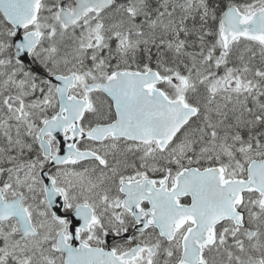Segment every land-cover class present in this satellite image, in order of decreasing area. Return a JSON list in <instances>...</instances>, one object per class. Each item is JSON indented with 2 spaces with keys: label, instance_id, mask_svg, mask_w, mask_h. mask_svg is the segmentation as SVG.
<instances>
[{
  "label": "snow or ice",
  "instance_id": "obj_1",
  "mask_svg": "<svg viewBox=\"0 0 264 264\" xmlns=\"http://www.w3.org/2000/svg\"><path fill=\"white\" fill-rule=\"evenodd\" d=\"M0 264H264V0H0Z\"/></svg>",
  "mask_w": 264,
  "mask_h": 264
}]
</instances>
